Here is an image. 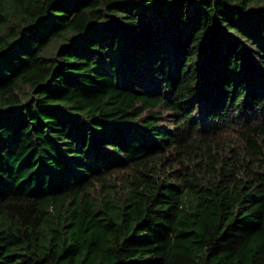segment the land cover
<instances>
[{
  "label": "trees",
  "instance_id": "trees-1",
  "mask_svg": "<svg viewBox=\"0 0 264 264\" xmlns=\"http://www.w3.org/2000/svg\"><path fill=\"white\" fill-rule=\"evenodd\" d=\"M0 264H264V0H0Z\"/></svg>",
  "mask_w": 264,
  "mask_h": 264
},
{
  "label": "rangeland",
  "instance_id": "rangeland-1",
  "mask_svg": "<svg viewBox=\"0 0 264 264\" xmlns=\"http://www.w3.org/2000/svg\"><path fill=\"white\" fill-rule=\"evenodd\" d=\"M222 137H229L231 141H234L235 143L239 144V136L236 129H229V130H223L221 132Z\"/></svg>",
  "mask_w": 264,
  "mask_h": 264
}]
</instances>
